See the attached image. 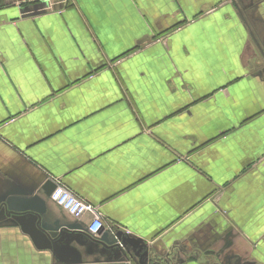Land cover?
Here are the masks:
<instances>
[{
  "label": "crops",
  "instance_id": "1",
  "mask_svg": "<svg viewBox=\"0 0 264 264\" xmlns=\"http://www.w3.org/2000/svg\"><path fill=\"white\" fill-rule=\"evenodd\" d=\"M4 202L0 264H264V0H0Z\"/></svg>",
  "mask_w": 264,
  "mask_h": 264
},
{
  "label": "built area",
  "instance_id": "2",
  "mask_svg": "<svg viewBox=\"0 0 264 264\" xmlns=\"http://www.w3.org/2000/svg\"><path fill=\"white\" fill-rule=\"evenodd\" d=\"M48 2L49 0H41ZM51 200L71 215L80 218L87 213L92 215L91 221L86 225L85 232L92 237H97L105 227L102 214L97 207L75 195L70 189L57 184L51 192Z\"/></svg>",
  "mask_w": 264,
  "mask_h": 264
},
{
  "label": "water",
  "instance_id": "3",
  "mask_svg": "<svg viewBox=\"0 0 264 264\" xmlns=\"http://www.w3.org/2000/svg\"><path fill=\"white\" fill-rule=\"evenodd\" d=\"M1 208H5L8 210V202H4L3 205L0 206V209ZM12 214H14V213L12 212ZM9 216H11V214H9ZM18 219H19V222L22 223L25 220V215H18ZM38 230L41 232V235L42 236L44 235L45 237H47L51 243H54L55 239L65 240L73 232L70 229H68V227H66V226H63V227H60L59 229H55V230L50 231V230L45 229L44 226H41L40 223H37V225L35 224V228L33 231L37 234ZM102 230L99 232V234H101ZM91 239L93 240V242L96 241L97 243L102 244L107 249L115 248V247H118V245H120L119 243L109 241L106 238H103L101 236L92 237Z\"/></svg>",
  "mask_w": 264,
  "mask_h": 264
}]
</instances>
